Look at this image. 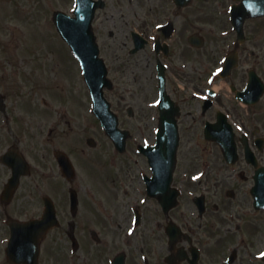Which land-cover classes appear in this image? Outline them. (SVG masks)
Returning <instances> with one entry per match:
<instances>
[{
  "label": "flooded vegetation",
  "instance_id": "flooded-vegetation-1",
  "mask_svg": "<svg viewBox=\"0 0 264 264\" xmlns=\"http://www.w3.org/2000/svg\"><path fill=\"white\" fill-rule=\"evenodd\" d=\"M51 1L57 4L55 6L51 4L46 11L35 7L42 17L35 19L34 25L44 31L48 29L50 34L60 39L53 22V14L57 10L71 14L74 0ZM58 1L62 4L60 5ZM96 1L98 8L94 12L93 30L113 83L111 91L117 88L113 97L118 102L117 111L120 116L122 118L125 114L128 118L134 116V108L130 103H132V95L140 92L136 86L142 89L151 86L154 97L142 102L144 106L145 103L148 104V107L144 108L147 110V115H151L150 119L153 117L152 126L157 125V107L152 106L151 102L154 98H158L160 72L166 93L175 103L173 106L178 107L179 138L176 164L172 173V185L179 191L178 203L175 207L164 211L155 199L146 194V178H150L153 173L146 158L138 150V141L146 139L147 144H153L155 135L152 127L150 133L149 128L147 133L142 129H134V133L133 128L130 129L125 150L116 151L122 159L117 167L119 180L117 188L122 191L125 199H128L126 202H119L118 205L125 209L119 214V218L124 223H116L121 229L115 241L120 247L118 250L125 252L127 264H189L191 247L196 245L200 251L198 261L204 264L201 261L203 252L198 244L201 240L196 235L199 228L210 230L212 235L220 231L228 236L230 232L240 230L244 221L245 232H250L254 224L246 218L247 193L242 181H245L246 177L245 166L250 165L244 159L242 143H245L246 133L249 145L257 151V158L260 164L264 165V116L261 112L257 117L259 112L254 110L264 103V93L256 104L250 106L245 105V97L241 101L236 97V93L245 89L250 69H254L264 81V63L259 59L263 56L258 52L254 53L255 50H261L264 17L244 20L243 38L238 41L237 32L231 23L230 8L241 0ZM247 20L262 21L258 26H247ZM39 32L43 39L41 30ZM244 42H247L246 63L243 60L244 49L241 47ZM54 48L58 51L62 49ZM64 49L72 56L69 47L64 46ZM50 53L54 54L55 51L50 50ZM231 53H234L237 64L229 66L226 75L224 68ZM252 54L258 58L256 62H250ZM8 56V50L0 48V232L2 233L0 238L4 241L3 250L10 236L11 218L24 221L39 217L43 212V198L48 196L55 200L57 182L60 180L58 178L64 180L56 153L65 152L57 146H54L50 152L33 146L31 143L33 138L22 139L18 132L11 135V141L5 137V127L9 128L14 122V117L20 116L15 111L11 112L16 107L9 104V93L3 89L2 83L7 73L6 65H14L13 60ZM33 59L40 60L41 55L38 54ZM60 59L62 62V58ZM38 78L40 80V76ZM36 87L39 88L40 85ZM57 87L63 92L64 89L59 83ZM35 99L36 97H33L31 101ZM42 105L49 107V111L46 110L48 112H44L45 114L51 116L56 113L67 114L66 110H58L57 107L51 110L45 98H40L39 109ZM128 107L133 110L132 116H129ZM219 113L226 116V123L231 127L237 142L239 158L234 164L225 163L219 145L204 137L205 124L216 122ZM68 122L69 119H64L63 124L66 126ZM55 124L56 122L53 125ZM57 126L59 127L58 124ZM190 126L194 131L200 128L206 147L210 145L214 147L216 164V153L219 152L223 165L219 168L223 170V176L212 162L203 159L197 162L198 169L195 172L185 169L181 171L178 155L183 142V132H190ZM49 131L48 129V133ZM135 135L140 138L136 139ZM188 139L190 141L191 137ZM259 139L263 140L261 147L257 144ZM131 141L135 143L131 144ZM189 141L186 148L188 153H191L193 147H188ZM6 161L16 165V169L6 164ZM15 171L19 173L18 183L12 188L10 181ZM194 173H200V176L192 181L190 177ZM53 178L57 182H53ZM76 182L75 170L73 178L69 182L66 181L68 199L69 189L75 190L78 196V191L74 188ZM136 183L138 186L135 185ZM42 185L45 187L49 185L53 192L43 191ZM129 186L134 190L132 193L128 190ZM199 196L203 197L201 205L203 204L204 210L201 213L196 206L197 203L194 202ZM185 197L189 198L193 207V213L190 215L183 208L182 200ZM139 199L143 200L141 204ZM80 205L78 198V207L74 214L71 212L70 203L64 209L56 208L60 217H68L64 223L61 218V224L49 229L41 239L38 264H69V258L72 257L69 255L70 251L78 254L72 259V264H78L76 259L83 257L85 251L91 248L88 246L90 241L87 235L94 244L100 245L101 239L95 229L91 227L85 229L84 225L78 226L76 215L80 212ZM135 213L139 214L137 219L133 216ZM261 214L258 222L264 226V214L263 212ZM171 222H175L189 234L191 244L184 239L169 244L167 225ZM78 227L84 228V237ZM139 235L143 238L142 244L139 242ZM96 236L98 241L93 240ZM72 238L76 239V249ZM60 241L66 243V248L59 243ZM241 242L240 238L237 244ZM57 246L64 251L63 256H57ZM109 258L107 256L106 264H109ZM4 260L1 264H15L10 263L6 257ZM218 263H222V258L211 264Z\"/></svg>",
  "mask_w": 264,
  "mask_h": 264
},
{
  "label": "rangeland",
  "instance_id": "rangeland-1",
  "mask_svg": "<svg viewBox=\"0 0 264 264\" xmlns=\"http://www.w3.org/2000/svg\"><path fill=\"white\" fill-rule=\"evenodd\" d=\"M58 3L62 4L61 1H58ZM51 4L55 6L57 3L51 0H0V48L8 50V58L13 60L14 64L13 66L6 65L5 70L7 73L2 84L4 91L9 93V104L16 107L11 112L15 111L17 115L20 114V116L14 117V122L9 125V128L8 126L5 127L4 135L8 141H11V135L18 132L22 139L33 138L32 142L29 141L33 146L47 149L49 152L54 146H57L68 153L77 173V182L74 184V188L78 191V198L81 203L80 212L76 215L78 226L84 225L85 229L86 227L95 229L101 239L100 245H96L87 235L90 241L88 246H91V248H88L83 257H79L80 259H76V261H78V264H106L107 256H112L120 248L118 243L115 242L121 230L116 223H124L119 218V214L125 209L118 205L119 202L128 200L125 199L126 197L121 193L122 191L117 188V185L119 186L117 167L122 159H120L110 140L98 126L91 108L87 109L89 95L87 89L82 86L80 72L73 61L74 58L64 49V45L53 34L49 33L48 29L44 31L34 25L35 19L42 17V14L36 8L46 11ZM260 21L262 20H247V26H258ZM39 30L42 32L43 39L40 37ZM262 31L264 32V28ZM261 43V50H255L254 53L258 52L263 56L259 59L264 63V34ZM246 46L247 42H244L241 46L244 49L243 60L245 63L248 61L247 52L245 51ZM54 47H61L62 49L58 51ZM250 47L252 46L250 45ZM50 50L55 51V53L51 54ZM45 53H50V55ZM38 54L41 55L40 61L32 59ZM60 58H62V62ZM257 59L255 54H252L250 62H256ZM39 76L41 81L38 78ZM58 83L65 90V94L58 89ZM38 84L40 85L39 88L36 87ZM73 87H75V92ZM136 87L140 92L132 95V103H130L134 108V116L132 118H128L126 115L123 116L121 125L133 128V131L134 129H142L146 133L147 128H149L150 133L152 127L151 115H147V110H145L142 101L154 97V93L151 86L143 87V89L139 86ZM116 91L117 88L108 93V97L113 101L117 110L118 102L113 97ZM33 97H36L35 101H31ZM44 97L49 101L51 100V110H53V104L60 100L66 103L67 98H69L67 102L68 109H65L67 114L56 113L52 116L45 114L44 112H48L49 109H47L48 111L39 109L40 98ZM254 110L259 112L256 115L257 117L260 116L261 112L264 116V103ZM64 119H69L66 126L63 124ZM52 125L53 129L51 130ZM48 129L50 130L49 133ZM87 137H93L96 146H89L86 143ZM189 137H191L190 141ZM135 138L139 139L140 137L135 135ZM188 141V147H193L191 153H188L186 148ZM134 143V141H131V144ZM205 144L200 128L196 131L191 129L188 133L183 132V142L178 155L181 171L185 169L189 172H195L198 169L197 162L203 159L212 162L216 169L220 170L219 174L223 176V170L219 168L223 166L219 152L216 153V164L214 162L216 152L214 147L212 145L206 147ZM187 163L188 165H186ZM250 169L245 168L246 177L245 181H242L245 192H248V188L252 183L248 177L251 173ZM58 179H60L59 183L56 179H52L58 185L55 201H57L59 208L64 209L67 206V184L61 178ZM135 185L138 186V183ZM42 186L43 191L53 192L49 185ZM128 190L131 193L134 191L130 186ZM250 200V197L246 198V208L249 210L246 218L247 221L255 224H253L250 232H245V221L242 222L243 225L240 230L230 232L228 236L220 231L216 235H212L210 230H201L200 228L197 230L196 235L201 240L198 244L203 252L201 261L204 264L216 263L219 258L224 257L229 253L227 246L236 247L237 249L238 257L235 264H252L248 261L247 256L249 254L251 256L253 254L257 255L263 251L264 230L263 225L258 222L261 213H253ZM182 204L187 214L193 213L189 198L185 197ZM67 217H61L63 223ZM87 219L89 220L87 221ZM79 231L83 233L84 237V228H80ZM0 235H2L1 232ZM197 236L195 237L196 242L198 240ZM138 238L142 244V236L139 235ZM240 238L242 242L237 244ZM146 241L149 242V240ZM59 243L66 248L64 241ZM56 253L58 257L64 255V251L59 246H57ZM77 256L76 253L73 257ZM3 258L0 249V264L5 261ZM253 264H261V262L255 261Z\"/></svg>",
  "mask_w": 264,
  "mask_h": 264
},
{
  "label": "water",
  "instance_id": "water-1",
  "mask_svg": "<svg viewBox=\"0 0 264 264\" xmlns=\"http://www.w3.org/2000/svg\"><path fill=\"white\" fill-rule=\"evenodd\" d=\"M251 8H253L251 6ZM258 8V7H257ZM249 13V12H248ZM253 12L251 11V14ZM250 14V13H249ZM74 40V39H73ZM75 41V40H74ZM85 41V45L86 48H90L93 47V52L88 53V54H83L82 50L84 47H77L79 48V52L80 54H78L77 56L81 59V62L83 64L84 67V71H85V77L91 87L92 92L96 93L99 90L98 85L103 83V74L104 69L102 66V63L100 62L99 59H97V49L95 46H93V40L91 39L90 41H88V39L84 40ZM88 42L91 43V45L88 46ZM97 65V66H96ZM105 120L107 122V129L108 132H111V136L114 138L115 136V127H113L112 131H111V121L108 119L107 115L105 116ZM253 192L255 194V196L257 195V197L262 196L261 199H263V193H264V175L263 174H259L257 173V177H256V185L253 189Z\"/></svg>",
  "mask_w": 264,
  "mask_h": 264
}]
</instances>
